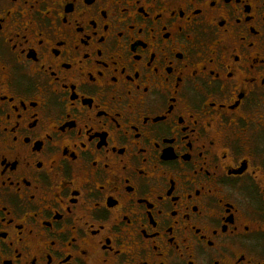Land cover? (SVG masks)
Masks as SVG:
<instances>
[{
  "label": "flooded vegetation",
  "instance_id": "1",
  "mask_svg": "<svg viewBox=\"0 0 264 264\" xmlns=\"http://www.w3.org/2000/svg\"><path fill=\"white\" fill-rule=\"evenodd\" d=\"M0 264H264V0H0Z\"/></svg>",
  "mask_w": 264,
  "mask_h": 264
}]
</instances>
